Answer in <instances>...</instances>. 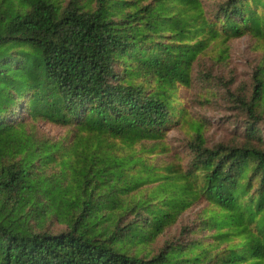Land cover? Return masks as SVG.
<instances>
[{"label":"trees","instance_id":"1","mask_svg":"<svg viewBox=\"0 0 264 264\" xmlns=\"http://www.w3.org/2000/svg\"><path fill=\"white\" fill-rule=\"evenodd\" d=\"M204 1L0 0V264H264V0ZM244 35L262 54L235 141L196 123L186 170L149 162L198 56ZM200 200L216 245L136 250Z\"/></svg>","mask_w":264,"mask_h":264},{"label":"rangeland","instance_id":"2","mask_svg":"<svg viewBox=\"0 0 264 264\" xmlns=\"http://www.w3.org/2000/svg\"><path fill=\"white\" fill-rule=\"evenodd\" d=\"M204 5L208 15L212 4L205 0ZM261 54L262 44L250 35L233 38L225 43L222 40L213 41L194 62L190 85L180 86L174 95L172 104L174 111L179 114L175 119H182L171 125L162 140L141 144L145 148H152L145 154L149 162L157 165L176 163L186 170L191 161L187 144L193 135L192 125L196 123L203 126L208 145L220 141L234 142L237 138L235 130L243 125V119L230 95L249 92L252 72ZM37 127L48 138L63 139L69 135L68 129L53 124L39 122ZM207 207L204 200L195 203L153 243L141 245L136 250L143 256H149L171 241L195 242L198 247L207 248L216 245L212 231L198 227L202 211Z\"/></svg>","mask_w":264,"mask_h":264}]
</instances>
